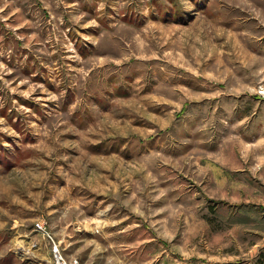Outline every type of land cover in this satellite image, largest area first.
<instances>
[{
    "label": "rangeland",
    "instance_id": "obj_1",
    "mask_svg": "<svg viewBox=\"0 0 264 264\" xmlns=\"http://www.w3.org/2000/svg\"><path fill=\"white\" fill-rule=\"evenodd\" d=\"M48 236L264 264V0H0V264H55Z\"/></svg>",
    "mask_w": 264,
    "mask_h": 264
},
{
    "label": "built area",
    "instance_id": "obj_2",
    "mask_svg": "<svg viewBox=\"0 0 264 264\" xmlns=\"http://www.w3.org/2000/svg\"><path fill=\"white\" fill-rule=\"evenodd\" d=\"M37 228L41 231H44V227L42 224H38ZM48 238L52 241L51 253L53 255V260L55 264H76V261L67 263L66 260L61 255L59 251V246L56 244V242L50 236H48Z\"/></svg>",
    "mask_w": 264,
    "mask_h": 264
},
{
    "label": "bare ground",
    "instance_id": "obj_3",
    "mask_svg": "<svg viewBox=\"0 0 264 264\" xmlns=\"http://www.w3.org/2000/svg\"><path fill=\"white\" fill-rule=\"evenodd\" d=\"M16 247H18V249H20V248L22 249V248H23L22 245H20V243H18V244L16 245ZM20 252H21L22 255H24V253H23L22 251H20ZM26 254H27V255H30V252H27V251H26Z\"/></svg>",
    "mask_w": 264,
    "mask_h": 264
}]
</instances>
